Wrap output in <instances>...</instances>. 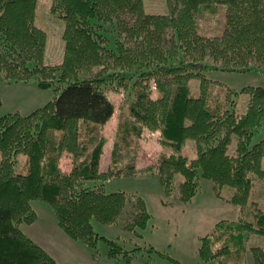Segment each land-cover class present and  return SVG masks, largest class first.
<instances>
[{
	"label": "trees",
	"instance_id": "16d2710c",
	"mask_svg": "<svg viewBox=\"0 0 264 264\" xmlns=\"http://www.w3.org/2000/svg\"><path fill=\"white\" fill-rule=\"evenodd\" d=\"M56 1L65 22V48L62 61L49 65L47 32L35 24L37 0H0L1 80L31 82L56 93L26 116L0 117V264H60L21 229L37 220L35 200L51 206L72 240L95 253L103 240L113 264L133 263L141 248L128 251L105 239L93 222L139 236L150 219L143 200L88 183H104L133 169L134 139L147 130L160 133L158 174L165 196L180 177L179 199L191 201L201 175L216 188L231 187L233 202L246 205L254 181L264 178V139L256 140L264 130V90L244 87L236 93L245 99L243 105L206 74L264 76V0H167L168 13L162 15L146 13L143 0ZM208 9L223 13V30L216 37L201 33L200 18ZM111 82L126 89L131 82L132 99L118 125L109 171L102 173L101 128L115 110L103 89ZM155 103L164 110L160 119L152 113ZM189 139L195 142L194 158L184 153ZM64 152L75 162L70 174L60 170ZM256 213L248 229L264 234V212L258 208ZM217 231L201 239L202 264H239L237 257L245 251L241 227L221 222ZM251 251L255 263L264 264V251Z\"/></svg>",
	"mask_w": 264,
	"mask_h": 264
},
{
	"label": "rangeland",
	"instance_id": "374dc122",
	"mask_svg": "<svg viewBox=\"0 0 264 264\" xmlns=\"http://www.w3.org/2000/svg\"><path fill=\"white\" fill-rule=\"evenodd\" d=\"M145 12L148 14L168 13L167 0H143ZM59 3L56 0H37L35 24L47 32V49L45 62L49 65L62 61L65 43L63 33L65 22L60 15ZM56 9V10H55ZM55 11H58L56 13ZM61 16V15H60ZM223 13L221 10H204L200 18L201 33L216 37L222 32ZM207 78L216 82L228 91L232 97L245 104V99L236 96L244 87H260L264 90V76L258 72L245 74L210 71ZM198 82H194L192 90L196 93ZM131 85L119 87V82H111L103 90L114 105V114L108 123L101 128L105 140L103 155L100 161V171L107 173L110 168L111 152L119 129L121 116L125 119L131 105ZM153 86V84H151ZM192 85V84H191ZM152 87V99L157 101L158 95ZM56 93L52 89H40L35 83L7 84L0 78V117L8 113H19L26 116L45 106L53 100ZM244 97V96H243ZM242 105L237 107V115L243 111ZM154 116L160 119L164 110L155 103ZM160 133L147 130L141 138L134 139L133 169H128L120 175L112 176L104 183H88L90 187L101 185L106 193L121 192L143 200L150 216L149 222L140 235L126 232L120 226L104 225L93 222L94 231L104 237L121 244L126 250L141 248L142 253L136 257L133 264H172L169 259L150 252L154 249L165 256L180 262V264H202L199 256L201 239L218 234V226L222 223H237L243 233L245 251L238 255L239 264H256L252 248L264 251V234L248 229L249 223L255 222V214L260 208L264 212V178L254 181L250 200L246 205H237L232 198L235 194L231 187L216 188L212 181L198 175V191L195 197L183 203L179 199L178 185L180 177L176 178L175 189L170 196H165L158 174V164L163 147L160 145ZM256 140L264 139V130ZM234 146L231 147V152ZM184 153L190 158L197 156L195 142L187 140ZM132 162V161H129ZM75 162L69 153H62L60 170L70 174ZM264 169V159L262 161ZM32 207L37 214L35 223L21 226L23 232L45 249L60 264H111L108 258V246L103 240L98 241L96 253L80 241L72 240L59 226L57 217L51 206L35 200ZM130 205L127 210H130ZM148 251V252H147ZM96 257H95V256ZM53 257V258H54ZM241 257V259H240ZM54 258V259H55Z\"/></svg>",
	"mask_w": 264,
	"mask_h": 264
},
{
	"label": "crops",
	"instance_id": "0c3cea01",
	"mask_svg": "<svg viewBox=\"0 0 264 264\" xmlns=\"http://www.w3.org/2000/svg\"><path fill=\"white\" fill-rule=\"evenodd\" d=\"M47 251H49V250H47ZM54 257V256H53ZM55 258V257H54ZM56 259V258H55ZM57 260V259H56ZM59 262V261H58ZM60 263V262H59ZM111 264H113V263H111ZM131 264H133V263H131Z\"/></svg>",
	"mask_w": 264,
	"mask_h": 264
}]
</instances>
